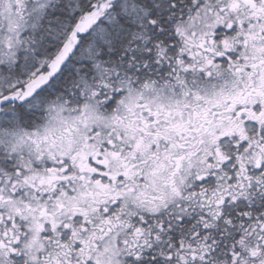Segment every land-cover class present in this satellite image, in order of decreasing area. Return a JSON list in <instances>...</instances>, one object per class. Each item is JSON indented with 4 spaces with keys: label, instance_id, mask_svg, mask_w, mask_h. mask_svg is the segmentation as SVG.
I'll return each instance as SVG.
<instances>
[{
    "label": "flooded vegetation",
    "instance_id": "af4514ba",
    "mask_svg": "<svg viewBox=\"0 0 264 264\" xmlns=\"http://www.w3.org/2000/svg\"><path fill=\"white\" fill-rule=\"evenodd\" d=\"M33 5L0 0V264H264V0L142 9L137 75L102 31L8 38Z\"/></svg>",
    "mask_w": 264,
    "mask_h": 264
},
{
    "label": "trees",
    "instance_id": "16d2710c",
    "mask_svg": "<svg viewBox=\"0 0 264 264\" xmlns=\"http://www.w3.org/2000/svg\"><path fill=\"white\" fill-rule=\"evenodd\" d=\"M70 1L71 0H58L53 3L52 6L43 13V18L35 31L59 32L72 31L76 29L80 31L100 30L104 32L103 36L105 37L103 42H99V47L101 48L98 53L101 56L100 58L102 64H108L110 54L114 53L115 63L118 64L119 70L123 71V63H128L127 61H124V59L126 55L131 54L132 58H136L137 62L133 65V70L136 72V75L140 70V64L137 61V57L140 53L139 37L137 36L139 33L132 34V32L139 31V27L137 25L140 22L139 16L141 14V10L146 9L149 16H161L163 24H167L169 21H172L169 20L170 16L180 17L185 14H191L192 10L190 8H197V6L203 4L204 2V0H78L76 5L74 3H70ZM123 1L127 2L130 7H134L135 15H124L120 10H118ZM112 2H114L115 6L113 13L117 19L114 22L116 27L114 26L111 28V26L106 27V25L108 24L107 21L111 13L109 11V5ZM70 4L75 6V8L71 6V8L75 11L69 13ZM95 16H98L96 18V22L91 24L89 19ZM150 31L153 33L155 32V30H149L146 33L148 41L152 35ZM165 31L166 28H164L163 31L164 35L167 32ZM131 35L134 38H132ZM73 79L74 74L72 72H68L65 78V83Z\"/></svg>",
    "mask_w": 264,
    "mask_h": 264
},
{
    "label": "rangeland",
    "instance_id": "374dc122",
    "mask_svg": "<svg viewBox=\"0 0 264 264\" xmlns=\"http://www.w3.org/2000/svg\"><path fill=\"white\" fill-rule=\"evenodd\" d=\"M57 0H34V5H33V15H32V20L28 23H26V18H22L21 20H16L15 17L17 18V16L13 17V15L11 14L10 17L6 18V29L8 32V38H10L12 35H15V31H23L27 28L33 29L35 30L38 26V24L40 23L41 19L43 18V13L52 6L53 3H55ZM209 1V0H207ZM70 3H73L72 0L70 1ZM71 6L73 8H75V6L73 4H70V12L75 11L74 9L71 8ZM124 7V8H123ZM121 11V13H123L124 15L128 14V15H135V10L134 7H130L129 4L125 1H123L121 3V7L118 9ZM127 11V12H126ZM75 13V12H74ZM113 17H114V13H112L111 18L109 21V23L106 25V27H110V25L113 22ZM96 20L95 17L90 18L89 22L92 24V22ZM97 33L100 35V30L97 31ZM103 36V35H100ZM91 49L89 48V51ZM99 57V56H98ZM100 64V62H99ZM99 73V72H98Z\"/></svg>",
    "mask_w": 264,
    "mask_h": 264
},
{
    "label": "bare ground",
    "instance_id": "6f19581e",
    "mask_svg": "<svg viewBox=\"0 0 264 264\" xmlns=\"http://www.w3.org/2000/svg\"><path fill=\"white\" fill-rule=\"evenodd\" d=\"M124 8V7H123ZM127 12V11H126ZM123 14V13H122ZM149 14V13H148ZM100 60V59H99ZM78 68V67H77ZM78 71V70H77Z\"/></svg>",
    "mask_w": 264,
    "mask_h": 264
}]
</instances>
